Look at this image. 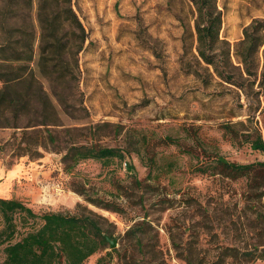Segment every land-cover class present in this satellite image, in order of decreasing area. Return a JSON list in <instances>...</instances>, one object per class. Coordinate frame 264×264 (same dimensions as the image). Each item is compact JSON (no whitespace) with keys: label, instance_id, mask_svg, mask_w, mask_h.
<instances>
[{"label":"rangeland","instance_id":"rangeland-1","mask_svg":"<svg viewBox=\"0 0 264 264\" xmlns=\"http://www.w3.org/2000/svg\"><path fill=\"white\" fill-rule=\"evenodd\" d=\"M72 1L88 32L78 118L64 116L52 128L56 145L40 148V157L16 155L22 135L0 128V171L38 164L46 198L34 210L92 212L101 221L117 244L108 241L83 264L107 253L110 264H264V168L234 177L216 162L217 153L235 163L264 161L252 148L264 139V44L253 74H243L252 82L247 94L199 58L191 0ZM217 1L220 35L240 79L239 41L264 17V0ZM72 143L119 147L126 159L109 166L86 159L67 172L62 156ZM25 176L21 183L30 182Z\"/></svg>","mask_w":264,"mask_h":264},{"label":"trees","instance_id":"trees-1","mask_svg":"<svg viewBox=\"0 0 264 264\" xmlns=\"http://www.w3.org/2000/svg\"><path fill=\"white\" fill-rule=\"evenodd\" d=\"M191 1L199 58L218 77L248 94L252 82L246 84L249 79L242 78L244 73L251 76L258 64L264 17L253 19L239 41L244 71L238 79L231 72L230 48L220 35L224 13L218 1ZM87 39L72 0H0V128L22 135L16 155L42 156L40 148L56 145L52 128L64 125V116L78 118L79 55ZM260 75L259 84L264 86V63ZM252 148L264 153V139L258 136ZM62 158L64 171L69 172L82 160L97 159L109 166L126 156L119 147L72 143ZM216 162L234 177L251 176L254 168H264V161L235 163L218 153ZM126 165L132 168L131 163ZM22 228L29 229L21 232ZM107 242L102 223L92 212L39 213L20 198L0 197V246L5 254L0 264H83ZM110 254L99 257L96 264H110L105 262Z\"/></svg>","mask_w":264,"mask_h":264},{"label":"crops","instance_id":"crops-1","mask_svg":"<svg viewBox=\"0 0 264 264\" xmlns=\"http://www.w3.org/2000/svg\"><path fill=\"white\" fill-rule=\"evenodd\" d=\"M39 167L40 165L36 164L35 166L33 162H30L28 166L24 162H20L10 169L1 170L0 177H4L5 181L0 184V197H14L15 195L28 205L35 207L33 202L37 198L41 199V194L44 199L46 198V194L42 193V188L39 186V183L43 181L40 177L41 169ZM23 173L26 174L25 178H30V182H20L18 176ZM6 189L9 191L6 192ZM4 192L7 196L4 195ZM21 195L28 196V199L24 200L23 197H20Z\"/></svg>","mask_w":264,"mask_h":264},{"label":"water","instance_id":"water-1","mask_svg":"<svg viewBox=\"0 0 264 264\" xmlns=\"http://www.w3.org/2000/svg\"><path fill=\"white\" fill-rule=\"evenodd\" d=\"M107 240L110 242V245L112 248H114L117 244V240L116 239H112L110 236H107Z\"/></svg>","mask_w":264,"mask_h":264}]
</instances>
